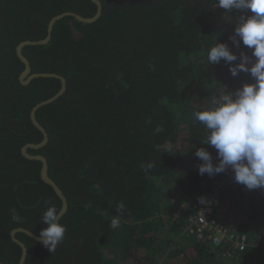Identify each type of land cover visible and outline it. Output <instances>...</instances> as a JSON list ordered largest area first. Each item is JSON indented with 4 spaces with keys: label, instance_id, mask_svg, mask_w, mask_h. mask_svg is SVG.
<instances>
[{
    "label": "trees",
    "instance_id": "trees-1",
    "mask_svg": "<svg viewBox=\"0 0 264 264\" xmlns=\"http://www.w3.org/2000/svg\"><path fill=\"white\" fill-rule=\"evenodd\" d=\"M102 14L92 23L73 16L58 20L51 39L27 45L24 55L32 72H54L67 79L66 91L40 107L38 121L48 143L31 154H43L49 175L68 199L60 219L65 238L54 252L24 232V264H264V187L237 184L220 195L215 213L248 246L224 256L193 234L179 236L186 212L182 202L200 198L230 174L198 173L195 156L204 147L203 124L194 111L211 107L220 90L234 93L254 83L250 73L233 77L223 60L208 64L207 53L226 43L239 57H251L231 37L247 10L217 8L216 0H100ZM222 10L226 22L212 18ZM72 11L93 16L92 0H0V261L17 264L21 247L11 230L24 227L39 235L48 207L62 201L40 175L41 161L23 156L21 148L38 143L34 105L61 87L56 77H37L22 84L25 66L16 47L46 37L50 19ZM238 39V38H237ZM234 61L233 63H239ZM251 65H249L250 67ZM161 127L163 131L156 133ZM153 167L145 170L147 164ZM234 180V178H233ZM124 204L122 212L118 205ZM13 209L19 217L13 220ZM119 215L120 226H110Z\"/></svg>",
    "mask_w": 264,
    "mask_h": 264
},
{
    "label": "clouds",
    "instance_id": "clouds-1",
    "mask_svg": "<svg viewBox=\"0 0 264 264\" xmlns=\"http://www.w3.org/2000/svg\"><path fill=\"white\" fill-rule=\"evenodd\" d=\"M216 3L217 8L252 13L239 17L231 37L237 47L242 43L252 55L241 53L238 57L228 44L217 42L209 49L207 62L218 64L223 60L233 77L240 72L250 73L255 82L245 83L234 93L220 90L212 99L211 107L193 112V119L206 130L201 143L213 147L218 160L214 163L211 152L204 147L197 148L195 156L201 161L197 166L198 173L215 176L231 167L234 181L254 190L264 187V0H216ZM237 60L240 62L233 63ZM161 131V127L155 129L156 133ZM142 167L147 170L153 165L149 163ZM200 202L205 203V198L201 197ZM124 207L121 202L118 211L122 212ZM61 214L62 210L52 205L41 218L46 227L39 234L40 243L51 252L65 238L66 226L60 223ZM12 218L19 220L14 209ZM120 223L119 215L110 220L113 228H118Z\"/></svg>",
    "mask_w": 264,
    "mask_h": 264
},
{
    "label": "water",
    "instance_id": "water-1",
    "mask_svg": "<svg viewBox=\"0 0 264 264\" xmlns=\"http://www.w3.org/2000/svg\"><path fill=\"white\" fill-rule=\"evenodd\" d=\"M92 1L97 5V11L93 16L85 17V16H82V15H80L76 12H72V11H66V12L57 14L50 19V21L48 23V27H47V35L45 38L40 39V40H24L21 43H19L18 46L16 47L17 55L25 66L23 72L20 75V81L22 84H24V85L29 84L33 79H35L37 77H56V78L60 79V81H61V87L57 91V93H55L53 96H51L45 100H42L39 103H37L36 105H34L33 108L31 109V112H30V119H31L32 123L43 134L42 140L38 143H31V142L27 143L21 148V152H22L23 156H25L26 158L41 161L40 175H41L42 180L53 188L55 193L58 195V197L62 201V206L60 209V210H62L61 218L68 209V199H67L66 195L64 194L63 190L61 189V187L57 184V182L53 178L50 177V175H49V162H48L47 157L43 154H40V153L31 154V153H29L28 150L29 149H40L41 147L45 146L48 143V141H49L48 132L45 129V127L38 121L37 111L40 107L47 105V104H50L53 101H55L56 99H58L66 91L67 79L63 75H60V74L54 73V72H32L30 61L24 55L23 48L27 45H42V44L48 43L51 39L52 31H53L55 23L65 16H73L78 21L83 22V23H92V22H95L96 20H98L102 14V2L100 0H92ZM18 232H24L28 236H30L32 239H34L35 241H39V242H40V235H37L33 231H31L27 228H24V227H17V228H14L11 230V238L13 239V241H15L21 247V256H20V259H19L17 264H24L26 261L27 255H28V247H27L25 242H23L21 239H19L16 236V234ZM0 264H5V263L0 261Z\"/></svg>",
    "mask_w": 264,
    "mask_h": 264
},
{
    "label": "built area",
    "instance_id": "built-area-1",
    "mask_svg": "<svg viewBox=\"0 0 264 264\" xmlns=\"http://www.w3.org/2000/svg\"><path fill=\"white\" fill-rule=\"evenodd\" d=\"M234 172L230 167V174L213 185L207 193L205 203L190 200L179 205L175 216H180L182 211L186 212V222L182 227L179 236L193 234L199 240L211 242L214 246H227L224 256L232 257L235 252L245 250L248 240L245 235H238L230 231L224 223L216 216L215 209L219 202L220 195L229 186L236 187L234 183ZM257 245L264 249V237L260 235Z\"/></svg>",
    "mask_w": 264,
    "mask_h": 264
},
{
    "label": "rangeland",
    "instance_id": "rangeland-1",
    "mask_svg": "<svg viewBox=\"0 0 264 264\" xmlns=\"http://www.w3.org/2000/svg\"><path fill=\"white\" fill-rule=\"evenodd\" d=\"M225 16L226 14H224V12H222L220 9L215 10V12L212 14V18L218 20V22L222 24L226 22Z\"/></svg>",
    "mask_w": 264,
    "mask_h": 264
}]
</instances>
